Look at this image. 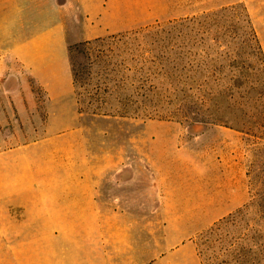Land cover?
<instances>
[{
	"label": "rangeland",
	"instance_id": "374dc122",
	"mask_svg": "<svg viewBox=\"0 0 264 264\" xmlns=\"http://www.w3.org/2000/svg\"><path fill=\"white\" fill-rule=\"evenodd\" d=\"M139 1L101 2V17L103 11L109 13L113 26L104 35H98L103 28L101 17L90 24L91 6L73 2L74 13L69 12L70 46L148 25L171 30L175 24L170 22L175 20L181 31L173 48L164 44L153 48L148 43L150 47L136 55L130 52L126 38L110 40L109 46L73 49V68L76 64L82 70L76 97L85 113L83 124L91 128L93 154L98 153L104 162H115L116 195H122L119 189L129 173L125 161H136L131 174L143 177L147 185L148 209L141 216L132 215L131 220L159 226L148 232L149 261L185 246L191 248V231L179 233V246L169 245L170 232L164 225L167 215L158 211L165 195L154 190L156 165L176 159L172 153L177 151L180 160L191 159L195 137L201 141L200 149L209 153L213 173L217 169L223 173L230 163L241 160L248 177L249 201L234 212L225 228L211 236H201L207 230L200 232L195 243L204 264H240L237 257L220 255L223 242L219 238L223 237L226 244L244 246L248 250L244 262L253 264L264 249V0ZM125 102V115L115 114L123 113ZM3 121L0 111V149L16 145L23 137L6 134L18 129L3 127ZM168 170V178L191 175L189 167ZM12 205L11 199L0 198L4 221L11 218L3 214L4 209ZM123 220L122 214L117 216V221ZM184 237L190 238L182 242ZM30 251L34 256L35 248ZM11 254V246L0 247V264H14Z\"/></svg>",
	"mask_w": 264,
	"mask_h": 264
},
{
	"label": "crops",
	"instance_id": "0c3cea01",
	"mask_svg": "<svg viewBox=\"0 0 264 264\" xmlns=\"http://www.w3.org/2000/svg\"><path fill=\"white\" fill-rule=\"evenodd\" d=\"M73 2L92 7L93 25L101 2L132 0H0L1 125L18 129L6 134L23 136L0 149V198L13 204L3 212L10 220L0 218V247H12L14 264H204L197 234L250 199L242 162L213 173L209 153L195 137L191 159L180 160L177 151L176 159L156 165L154 190L165 195L158 211L167 215L169 245L179 246V233L191 231V248L149 261L148 232L159 226L131 220L148 209L147 185L131 174L136 161H125L129 173L122 195H116L115 162L93 154L91 128L83 124L69 51ZM102 15L98 35L113 30L109 13ZM182 167L191 175L165 176L169 168ZM120 214L123 221H117Z\"/></svg>",
	"mask_w": 264,
	"mask_h": 264
},
{
	"label": "trees",
	"instance_id": "16d2710c",
	"mask_svg": "<svg viewBox=\"0 0 264 264\" xmlns=\"http://www.w3.org/2000/svg\"><path fill=\"white\" fill-rule=\"evenodd\" d=\"M183 21H185V20H181V22H183ZM191 21L195 22L196 19L191 18ZM178 22L179 21H177V20L170 22L172 24H175V26L171 30L166 29V27H162V25H160V24L148 25V26L141 27V28H138L135 30L126 31V32L118 33V34H112V35H109L108 37H97L93 40L87 39L85 41H82V42L74 45V46H70L69 47L70 55H72V51L74 48L84 47V49H90L93 44H95V46H100V47H102L104 45L109 46L110 45V44H108V43H110L109 41L113 40V39L116 40L117 38H121V39L126 38V43H128V47L130 49V52L133 55H136L139 52H141V50H145L148 47H150V46H147L148 43H150V45L153 48H156L157 46H160L162 44H164L165 47L173 48L174 44H172V42L174 41L175 37L181 33V31H178L179 28L176 24ZM167 40H169L170 43H167L166 42ZM112 44H114V42H112ZM171 44H172V46H171ZM71 59H72V56H71ZM81 71L78 68H76V64H75V66L73 68V74H74V80H75L76 86L79 83V77L81 76L80 75ZM127 105H128V103L125 102L121 106V108L124 107V108H122L121 112H123V110L125 109V107ZM116 111H118V110H116ZM115 114L125 115L124 112L123 113H115ZM240 211H241V209H238L237 212H240ZM235 214L236 213H233L229 217H224V218L220 219L210 229H208L205 233H203L201 236H206V235L211 236V235L219 232L220 230L225 228L227 223L230 222V218L235 216ZM219 239H221V241L223 242V245L220 246V255H232L234 257H237L238 263L240 262V264H247L244 262V260L248 256V250L244 246H239V245L235 244V242H230L229 244H226V243H224V241H225L224 237L219 238ZM199 254H200V256H202V253L200 250H199ZM259 255L260 256L256 260L253 261V264H264V249H262L259 252ZM203 262H204V260H203Z\"/></svg>",
	"mask_w": 264,
	"mask_h": 264
}]
</instances>
